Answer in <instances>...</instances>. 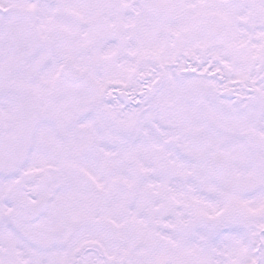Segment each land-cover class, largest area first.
<instances>
[{
    "label": "snow or ice",
    "instance_id": "6c2138e0",
    "mask_svg": "<svg viewBox=\"0 0 264 264\" xmlns=\"http://www.w3.org/2000/svg\"><path fill=\"white\" fill-rule=\"evenodd\" d=\"M0 264H264V0H0Z\"/></svg>",
    "mask_w": 264,
    "mask_h": 264
}]
</instances>
